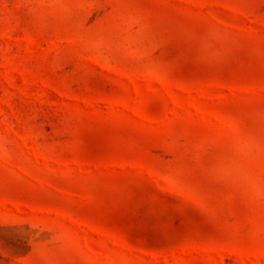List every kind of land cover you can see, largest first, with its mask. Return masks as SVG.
I'll return each instance as SVG.
<instances>
[{
	"label": "rangeland",
	"instance_id": "1",
	"mask_svg": "<svg viewBox=\"0 0 264 264\" xmlns=\"http://www.w3.org/2000/svg\"><path fill=\"white\" fill-rule=\"evenodd\" d=\"M0 264H264V0H0Z\"/></svg>",
	"mask_w": 264,
	"mask_h": 264
}]
</instances>
